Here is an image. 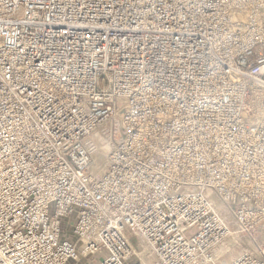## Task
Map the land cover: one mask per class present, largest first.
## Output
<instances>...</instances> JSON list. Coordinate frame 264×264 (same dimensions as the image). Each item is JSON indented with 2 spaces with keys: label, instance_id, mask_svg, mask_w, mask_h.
I'll return each instance as SVG.
<instances>
[{
  "label": "built area",
  "instance_id": "built-area-1",
  "mask_svg": "<svg viewBox=\"0 0 264 264\" xmlns=\"http://www.w3.org/2000/svg\"><path fill=\"white\" fill-rule=\"evenodd\" d=\"M0 264H264V0H0Z\"/></svg>",
  "mask_w": 264,
  "mask_h": 264
},
{
  "label": "bare ground",
  "instance_id": "bare-ground-1",
  "mask_svg": "<svg viewBox=\"0 0 264 264\" xmlns=\"http://www.w3.org/2000/svg\"><path fill=\"white\" fill-rule=\"evenodd\" d=\"M97 133L96 146L93 151V167L95 172H101L103 167L105 166V155L108 150V144L101 138Z\"/></svg>",
  "mask_w": 264,
  "mask_h": 264
},
{
  "label": "rangeland",
  "instance_id": "rangeland-1",
  "mask_svg": "<svg viewBox=\"0 0 264 264\" xmlns=\"http://www.w3.org/2000/svg\"><path fill=\"white\" fill-rule=\"evenodd\" d=\"M130 239L132 240L133 244H135V246H136V245H137V244H136V240H133L132 237H130ZM137 246H139V245H137ZM139 249H140V248H139ZM227 258H229V256H228Z\"/></svg>",
  "mask_w": 264,
  "mask_h": 264
}]
</instances>
